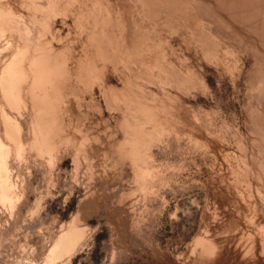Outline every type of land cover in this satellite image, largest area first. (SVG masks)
<instances>
[{
  "label": "rangeland",
  "instance_id": "374dc122",
  "mask_svg": "<svg viewBox=\"0 0 264 264\" xmlns=\"http://www.w3.org/2000/svg\"><path fill=\"white\" fill-rule=\"evenodd\" d=\"M8 6L27 16L17 3ZM50 20L52 31L74 44L75 32L62 24L71 21L63 15ZM50 36L46 40L60 51ZM176 38L165 37V61L181 69L184 60L202 87L179 91L164 79L134 82L142 92L136 104L143 108L149 143L139 161H122L108 149L104 131L110 122L116 132V112L103 108L96 121L83 114L84 144L97 138L93 177L85 175L89 163L83 159L74 174L71 149L59 154L64 165L53 178L45 166L31 163L16 215L2 217L0 264H44L75 215L85 232L56 264H264V116L258 112L264 109V55L217 39L229 52L217 63ZM85 41L82 36L73 45L74 55L83 54ZM154 117H161V127ZM80 149L81 158L91 155ZM37 193L41 212L30 218Z\"/></svg>",
  "mask_w": 264,
  "mask_h": 264
},
{
  "label": "bare ground",
  "instance_id": "6f19581e",
  "mask_svg": "<svg viewBox=\"0 0 264 264\" xmlns=\"http://www.w3.org/2000/svg\"><path fill=\"white\" fill-rule=\"evenodd\" d=\"M15 3L27 12L26 17L8 6ZM44 12L47 17L41 16ZM59 15L71 21L62 24L75 32L74 44L86 37L82 55H74V44L64 41L60 31H52L50 18ZM172 34L217 63L229 54L217 39L245 43L264 55V0H0V229L6 218L16 215L25 196L26 176L33 173L31 163L45 166L53 178L54 171L64 165L59 154L71 149L74 174L83 159L89 163L85 175L93 177L97 138L84 144L79 127L83 114L94 118L103 108L116 112V132L110 122L104 131L108 149L115 148L122 161L141 159L139 152L149 143L144 138L146 117L136 104L142 92L134 82L164 79L179 91L202 87L184 60H180L181 69L165 61L169 50L164 40ZM48 35L61 44L60 51L46 40ZM107 73L113 74L114 81ZM128 110L134 116L129 117ZM258 112L264 116L263 108ZM154 119L161 127V117ZM80 148H89L91 155L81 158ZM104 157L108 159L107 153ZM41 202L40 194L27 210L28 217L41 212ZM80 222L79 215L72 218L44 264H56L75 247L85 232Z\"/></svg>",
  "mask_w": 264,
  "mask_h": 264
},
{
  "label": "crops",
  "instance_id": "0c3cea01",
  "mask_svg": "<svg viewBox=\"0 0 264 264\" xmlns=\"http://www.w3.org/2000/svg\"><path fill=\"white\" fill-rule=\"evenodd\" d=\"M80 86V85H79ZM77 87V86H76ZM81 87V86H80ZM91 87H92V91L94 90L95 91V89H94V87H97L96 86V84L92 81L91 82ZM78 89H79V91H81V88H79V87H77ZM85 99H87L86 98V96H85ZM82 101V100H81ZM81 101H79L80 102V104H81ZM97 113L98 112H96V114H94V120L96 121L97 120V118H96V116L95 115H97ZM79 114H82V112H79ZM78 117L80 116V115H77ZM91 119H93V118H91ZM92 137H95V135H92ZM96 138V137H95ZM95 138H94V140H95ZM96 141V140H95Z\"/></svg>",
  "mask_w": 264,
  "mask_h": 264
}]
</instances>
